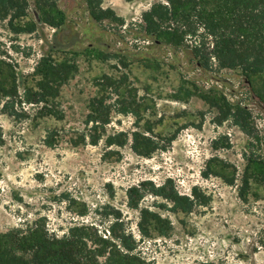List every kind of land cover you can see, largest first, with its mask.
<instances>
[{"label": "rangeland", "instance_id": "374dc122", "mask_svg": "<svg viewBox=\"0 0 264 264\" xmlns=\"http://www.w3.org/2000/svg\"><path fill=\"white\" fill-rule=\"evenodd\" d=\"M162 1L96 0L97 21L86 0H0V232L84 224L129 236L148 264H264V70L200 67L196 20L179 46L148 36L142 14ZM43 57L70 67L47 109L24 100Z\"/></svg>", "mask_w": 264, "mask_h": 264}, {"label": "trees", "instance_id": "16d2710c", "mask_svg": "<svg viewBox=\"0 0 264 264\" xmlns=\"http://www.w3.org/2000/svg\"><path fill=\"white\" fill-rule=\"evenodd\" d=\"M95 1L86 0V3L90 16L100 21L105 15ZM36 2L39 3V0ZM193 20L199 22L205 34L204 40L191 49L192 57L200 67L206 68L210 59H214L220 69L240 68L245 73L253 74L264 70V0H163L142 14L145 33L155 40L163 37L173 46H179L185 36L195 35ZM68 69L70 67L64 62L41 58L35 68L38 77L35 90L25 91V102L42 103L44 109L48 105L51 107L58 95V88L69 78ZM12 96V93L5 95L8 99ZM8 106L7 101L4 108ZM102 106L98 103L93 107L92 115H89L88 123L95 130L109 124V113ZM119 136H108L106 145L122 146L123 141L118 140ZM137 137L136 134L132 136V150L140 156H150L154 149L147 150V139L141 137L140 150L136 146ZM99 139H90V144L97 145ZM242 181L248 184L246 177ZM130 192L132 189L129 195ZM155 194L174 203L179 199L177 195H163L162 189ZM131 206L137 208L136 203H131ZM147 213L156 218L147 210L140 211L137 225L144 236H147V231L142 220ZM107 232L109 236L102 237L92 226L77 224L62 235H57L38 220L22 223L0 232V264H148L143 257L133 253V243L129 244L130 238H127L129 236L118 237L113 229Z\"/></svg>", "mask_w": 264, "mask_h": 264}]
</instances>
